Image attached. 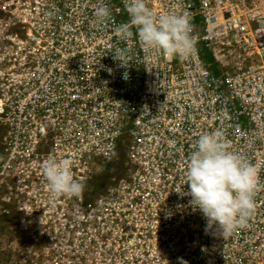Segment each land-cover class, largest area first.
<instances>
[{"label":"built area","instance_id":"built-area-1","mask_svg":"<svg viewBox=\"0 0 264 264\" xmlns=\"http://www.w3.org/2000/svg\"><path fill=\"white\" fill-rule=\"evenodd\" d=\"M101 3L110 21L96 18ZM146 4L187 18V55L143 48L135 28L118 38L124 0H0L4 161L29 176L67 159L90 188L63 217L77 221L63 264H264V0ZM215 130L259 165L254 211L226 239L174 191Z\"/></svg>","mask_w":264,"mask_h":264},{"label":"clouds","instance_id":"clouds-1","mask_svg":"<svg viewBox=\"0 0 264 264\" xmlns=\"http://www.w3.org/2000/svg\"><path fill=\"white\" fill-rule=\"evenodd\" d=\"M129 21L115 26L121 40L128 38L135 28L143 48L160 50L172 56L187 55L193 47L190 26L186 17L174 13H154L146 0H124ZM99 21H110L107 3L95 9ZM114 59L124 66L117 52ZM110 73L112 69L108 70ZM127 74H125V78ZM67 159L48 158L41 164L42 174L54 196H79L82 183L70 172ZM259 165L230 150L220 130L199 136L189 153L185 167V182L176 191L181 197L190 196L189 205L199 210L206 220L205 231L215 227L225 239L246 225L252 215L254 196L258 186ZM188 189L184 191L183 185ZM186 264V262H184Z\"/></svg>","mask_w":264,"mask_h":264},{"label":"rangeland","instance_id":"rangeland-1","mask_svg":"<svg viewBox=\"0 0 264 264\" xmlns=\"http://www.w3.org/2000/svg\"><path fill=\"white\" fill-rule=\"evenodd\" d=\"M2 137L0 127V264H63L64 253L59 250L61 238L77 221L63 218L65 215L62 219L34 215L53 212L56 206L24 199L31 197L26 193L31 190L20 189L16 184L14 175H17L10 170L18 171L4 161ZM92 184L97 190L98 180ZM89 191L88 187L83 190L85 196L90 195ZM64 207H73L70 216H74L80 206L62 204L55 212L64 213Z\"/></svg>","mask_w":264,"mask_h":264},{"label":"flooded vegetation","instance_id":"flooded-vegetation-1","mask_svg":"<svg viewBox=\"0 0 264 264\" xmlns=\"http://www.w3.org/2000/svg\"><path fill=\"white\" fill-rule=\"evenodd\" d=\"M14 172L17 176L14 175L16 178V184L20 189L23 190H31L26 191L27 194H31L30 198H24L26 200H30L35 203L48 205L52 204L55 205L56 208L53 209V212L50 213H43V212H37L34 213L35 216L39 218L43 217H51L54 219H62L63 215L70 216V212H72L73 207H64L65 212L59 213L55 212L59 205H68L73 206L75 203V197L74 196H68V195H61V196H54L50 193L47 182L42 174L41 165H39L36 169L33 170V172L28 176L22 173L15 172L14 170H10V172ZM19 202H22V200H18ZM49 214V215H47Z\"/></svg>","mask_w":264,"mask_h":264}]
</instances>
